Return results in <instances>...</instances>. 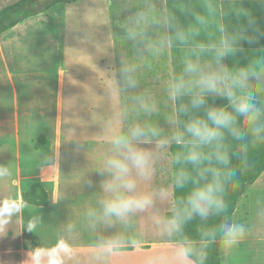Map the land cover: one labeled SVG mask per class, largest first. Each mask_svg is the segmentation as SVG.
I'll return each mask as SVG.
<instances>
[{
  "label": "clouds",
  "instance_id": "clouds-1",
  "mask_svg": "<svg viewBox=\"0 0 264 264\" xmlns=\"http://www.w3.org/2000/svg\"><path fill=\"white\" fill-rule=\"evenodd\" d=\"M143 17L144 13H138L136 19ZM154 22L163 32L145 45L150 53L171 46L169 30L176 26L174 14L167 9ZM253 24L249 18L248 27ZM129 36L136 39L135 33ZM242 40L251 42L245 27L218 43L199 44L190 50L179 72L166 84L167 98L175 105L166 119V128L149 119L159 110L158 102L150 95L136 94L131 97V106H115L113 118L124 122L125 127L112 132L110 150L97 167L106 179L95 199L79 210L74 222L61 229L62 238L72 249L77 247L81 234H89L91 250L73 251L55 260L36 254L35 248L27 254L26 261L110 264L114 253L134 247L137 237L146 238L140 223L144 216L150 218L158 237L175 241L177 264H206L209 245L219 243L226 250L232 249L248 237L250 225L228 215L226 195L247 170L249 148L264 146V102L258 101L253 90L254 84L264 85V67L230 71L221 63L222 58L238 49ZM208 52L212 59L205 61L202 57ZM114 77L109 97L138 87L137 66L132 62L122 60L118 76ZM217 99L224 103H216ZM132 113L145 118L130 120ZM82 139L85 141L86 137ZM229 140L238 142L239 150H232ZM58 164V147L39 161L47 176L54 173ZM161 168L170 170L169 180L155 184L154 177ZM12 174L9 165L0 164V179ZM176 191L183 194L174 200ZM4 200L0 197V209L5 207ZM9 203L12 210L0 212V235L14 220L28 231H35L38 225L32 219L26 225L20 222L26 207L12 200ZM166 203L171 205L170 214L158 207ZM255 216L259 224H264V206L257 207ZM196 218L205 222L198 242L184 235L185 227ZM210 219L214 222L208 224Z\"/></svg>",
  "mask_w": 264,
  "mask_h": 264
},
{
  "label": "crops",
  "instance_id": "crops-1",
  "mask_svg": "<svg viewBox=\"0 0 264 264\" xmlns=\"http://www.w3.org/2000/svg\"><path fill=\"white\" fill-rule=\"evenodd\" d=\"M8 1L0 0V9L5 7L4 4ZM123 1L131 9L127 10L126 15L128 16L126 17L124 8L121 22L125 18H130L133 22L138 12L144 13L145 17L143 18L149 23V30L152 33L158 31L157 33L161 34L163 32V30H159V27L157 28V23L154 22L159 18L163 9L173 13L176 23L174 33L181 36V45L177 48L175 55H173L172 43L170 47L160 50L164 54L159 53L160 51L152 53L155 54L153 55V64L157 63L160 69L158 73H155L157 77H152V71L145 68L146 61L151 53L141 45L143 43L138 40L134 41V39L133 41L139 45H132L131 43L117 44L115 42L112 74L118 76L120 63L122 60H126L136 64L139 81L136 89L125 90L116 95L119 105L125 104L126 100L131 103V97L136 94L153 97L154 93L150 90V86L155 81L156 86L161 81L166 82L167 79L161 80V78L166 76L169 79V71L171 76L179 72L182 62L189 56L190 50L197 46L189 42L192 36L224 34L225 25L228 24V22H224V17H227L228 13L234 15L237 8L240 9L241 6L238 7L236 4H246L251 0H136L138 4L131 7L128 3L135 0ZM128 11H131V13L129 14ZM33 17L25 19L15 27L0 34V84L5 86L8 83L12 96L11 105L0 109V164L9 165L13 169V174L10 177L0 179V197H5V207L0 209V212L11 211L12 207L9 201H15V203L26 207L20 222H24V225H26L27 221L32 219L38 226L35 231H28L26 226H19L14 220L9 225L7 232L0 235V264H30L26 261L27 254L35 248L36 254H46L55 260H59L65 254H71L73 251H90L91 238L89 234H81L77 247L72 249L62 238L61 229L66 224L74 222L79 210L95 199L100 191L101 183L106 179L105 175L97 172L98 165L107 154V147L104 146L105 141L92 142L87 140L83 149L80 150V140L76 135L77 127H74L71 123L68 125V132L65 137L63 125L66 77L63 68L59 69L56 90L50 91V95L46 92L48 96H44L46 90L45 80L40 78L41 70L36 68L37 64L32 63L37 60V51L43 45L40 46L41 44L39 41L36 42L34 37L38 29L24 28V24ZM232 27L237 29V24L232 25ZM125 31V28H122V32L125 33ZM130 31V33H135L136 36L139 34L134 26L130 27ZM170 33L171 29L169 35ZM46 46L50 49L53 47L48 46L47 43ZM261 52V50L257 51L252 48L238 47L234 53L228 54L230 58H228V55L222 58L221 63L226 68H232L231 70L234 71L236 67L234 60L238 58L237 55L242 59L244 54H249V59L252 53H259L260 55ZM202 59L205 61L211 60L212 53H205ZM149 68L151 69V66ZM102 81L101 79V84ZM254 88L259 89L255 85ZM68 90L67 108L69 113L78 107V96H83L85 101L94 98L93 105L96 108L101 107L103 99V105H106V83L102 88L99 87V84L95 87H85L84 92H78L77 88L74 87L73 91L69 87ZM20 91L23 94L22 99ZM84 103L86 105V102ZM173 109L175 110V105H173ZM171 111L169 108L165 115L167 114L168 117ZM22 116H29L30 118L29 122L27 120L24 122L23 131ZM33 116L37 118H31ZM45 121L47 125H44L38 131L40 126L37 124H44ZM122 125L125 127L124 122H122ZM36 131L37 133L33 134ZM42 134L46 135L51 142V150L58 147L59 151L58 168L48 176L47 170H42L39 165V161L43 159L45 153L35 148V141ZM71 135H73L72 139H70ZM93 144H96V146H93ZM167 171L165 168H161L154 183H167L169 174ZM263 175L264 172L260 177ZM89 181H91V185H89ZM36 183L42 184L47 191L49 200L46 205L27 203L23 199V193L31 190ZM251 185L239 200L233 214L234 220L246 224L250 216L249 210L251 212L256 211L258 207L249 200L248 193ZM162 205H167L168 207L164 212H169L171 205L168 203L158 204V206ZM241 208L242 215L238 220L236 215ZM141 220H143V217ZM58 239L59 243H57ZM254 239L259 240L255 241L259 243L254 247L250 245L253 239L248 236L238 246L227 249L225 255L223 251L222 264H251L248 262L253 258V255L255 256L253 259L254 264H264V238ZM137 240L138 242L134 247H125L114 253L110 264H177L175 241L163 238H137ZM49 245H52V247L49 248Z\"/></svg>",
  "mask_w": 264,
  "mask_h": 264
},
{
  "label": "rangeland",
  "instance_id": "rangeland-1",
  "mask_svg": "<svg viewBox=\"0 0 264 264\" xmlns=\"http://www.w3.org/2000/svg\"><path fill=\"white\" fill-rule=\"evenodd\" d=\"M16 1L18 0H9L4 5H9ZM42 1L45 0L38 1L39 6ZM128 4L129 7H131L133 5H137L138 3L135 0L133 2H129ZM124 8L125 16L127 17L128 15H126V13L129 8L123 0H76L69 3L61 2L53 5L50 9L44 12L34 15L33 18L29 19V21L24 24V28L38 29L34 37L36 38V42L39 41L41 44L40 46L43 45L40 47L41 49L37 51V60L32 63L37 64L36 68L41 70L40 78L45 80L44 85L46 90L44 96H48L50 95V91L56 90L59 69L63 68L65 70L66 94L63 129L66 137L69 123H71L74 127H77L76 135H78L80 140V150L83 149L87 140H91L92 142L105 141L104 146L107 147L108 153L110 150L109 140L112 132L117 128H124L121 121L113 118V110L115 106L119 105V100L116 95L112 97L108 96V89L112 85V79L114 80V75L112 74L114 61L112 57L115 54V42L117 44L131 43L132 45H139L134 42L138 40L143 43L141 45L145 47L147 43L157 39L160 35L157 33L158 31L152 33L151 30H149V23L145 18L135 19L133 22L130 18H125L121 22ZM128 12L129 14L131 13V11ZM131 26L136 27L139 32V38L136 36L134 41L129 36ZM158 27L160 31L163 30L157 24V28ZM122 28H125V33L122 32ZM46 43L48 46H53L54 48H48ZM152 53L156 52H151L148 56L149 59L146 61L145 68H147L148 71H152V77H157L155 73H158L160 69L158 68L157 63L153 64V55L155 54ZM159 53H163V51H160ZM149 66H151V69ZM170 77L171 73L169 71V78ZM101 79L103 80L102 84ZM166 79L167 81L169 80L166 76L161 78V80ZM167 81H161L160 83H157V86L155 81V83L150 86V90L154 93L153 98L158 102L159 110L149 117V119L159 123L161 127L165 128L167 127V114L165 115V112L169 108L172 110L170 114L174 112L173 103L168 100L165 91ZM104 83H106L107 86L105 106L103 105L104 99L101 107L96 108L93 105L94 98L85 101L83 96H78V107L69 113L67 108L68 87L70 89L72 88V91L74 87L77 88L78 92H84L85 87H95V85L99 84V87L102 88ZM141 85L142 84L140 82V86ZM255 86L262 92L259 97L264 99V85ZM46 92H48V95H46ZM22 95L23 94L20 91L21 99ZM84 102H86V105ZM11 103L12 96L10 93V86L8 83H6L5 86L0 84V109H2V107H9ZM128 103L129 100H126L125 104ZM131 103L128 105L131 106ZM35 117L36 116H33L31 118L35 119ZM137 118L144 119L145 117L143 114H141L140 117H137L135 113H132L129 119L131 120ZM26 120L29 122V116L21 117L22 131ZM40 124H37L40 126L38 131L41 127L47 125V122L45 121L44 124ZM35 133H37V131L33 134ZM84 137H86L85 141L82 139ZM93 146H96V144H93ZM147 146L148 145H146V147ZM167 173H169L167 177L169 180L170 170H168ZM155 181L156 176L154 177L153 182ZM248 195L250 202L255 206H264V175L250 186ZM158 207H160L161 211L164 212L168 206L162 205ZM255 212V210L252 212L249 210L250 216L247 221V224L251 227V231L248 236L253 239V241L250 242L252 247L259 243L255 242L259 240L254 238H264V224H259L257 222ZM241 215L242 208L236 215L238 220ZM140 223L144 226L146 238H160L155 234V230L151 227V220L148 216H144ZM226 251L227 250L224 248V255ZM254 258L255 256L253 255V258H251L248 263L254 264Z\"/></svg>",
  "mask_w": 264,
  "mask_h": 264
},
{
  "label": "trees",
  "instance_id": "trees-1",
  "mask_svg": "<svg viewBox=\"0 0 264 264\" xmlns=\"http://www.w3.org/2000/svg\"><path fill=\"white\" fill-rule=\"evenodd\" d=\"M39 0H18L12 4L6 5L0 9V34L15 27L17 24L23 22L25 19L37 15L50 9L53 5L61 2H72L76 0H45L38 4ZM237 11L234 15L228 13L227 17H224V22L228 24L225 25L224 34L218 35H194L189 42L199 45L204 44L206 46L218 43L223 39H227L233 33L239 31L242 27L247 29V34L251 37V42L248 40H242L239 43V47L252 48L257 51H262L259 53H252L251 57L248 59L249 54H244L241 59L238 56L234 60L236 67L234 71L239 70L244 67L260 68L264 67V0H251L246 4H236ZM232 19H230V18ZM229 18V20H228ZM251 18L254 20V24L248 27L247 21ZM231 24V26H230ZM237 24V29L233 26ZM232 27V28H231ZM172 44H173V55L176 54L177 48L181 45V36L174 33V28L171 29L170 33ZM230 58V55H228ZM259 58L261 61L259 62ZM232 69V68H231ZM229 69L230 71H232ZM258 101L264 102L261 99V91L257 88L253 89ZM211 102V101H210ZM216 103H224V101L217 99ZM183 119V117H181ZM229 147L237 151L239 150L240 144L238 142L228 141ZM35 148L45 154L51 151V142L46 137V135H40L35 141ZM175 150V147L171 149ZM264 172V146L250 147L248 151V167L238 178V182L232 188L229 189L226 195V201L228 204V215L233 219V214L237 207L239 200L246 193L249 185L253 184ZM182 192H174L173 199H179L182 196ZM23 199L27 203L36 205H46L48 203V194L44 186L40 183L34 184L31 190L23 193ZM170 214V212H167ZM213 220H209L207 223H213ZM205 226V222L199 220V218L191 221L184 230V235H187L193 240L199 241L200 229ZM223 251L224 247L219 244H211L207 248L208 259L206 264H222L223 263Z\"/></svg>",
  "mask_w": 264,
  "mask_h": 264
}]
</instances>
